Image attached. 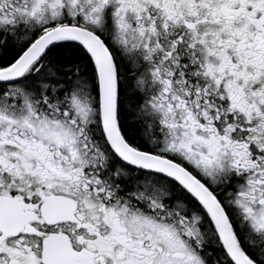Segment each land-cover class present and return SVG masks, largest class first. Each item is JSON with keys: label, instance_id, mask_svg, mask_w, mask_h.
Instances as JSON below:
<instances>
[{"label": "snow or ice", "instance_id": "6c2138e0", "mask_svg": "<svg viewBox=\"0 0 264 264\" xmlns=\"http://www.w3.org/2000/svg\"><path fill=\"white\" fill-rule=\"evenodd\" d=\"M0 264H264V0H0Z\"/></svg>", "mask_w": 264, "mask_h": 264}]
</instances>
